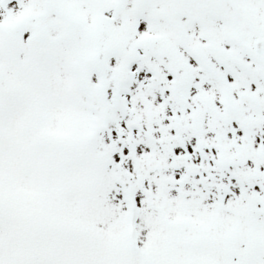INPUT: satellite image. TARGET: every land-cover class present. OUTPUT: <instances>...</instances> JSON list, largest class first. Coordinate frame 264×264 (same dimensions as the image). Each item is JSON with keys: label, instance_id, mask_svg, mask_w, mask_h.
<instances>
[{"label": "snow or ice", "instance_id": "1", "mask_svg": "<svg viewBox=\"0 0 264 264\" xmlns=\"http://www.w3.org/2000/svg\"><path fill=\"white\" fill-rule=\"evenodd\" d=\"M0 264H264V0H0Z\"/></svg>", "mask_w": 264, "mask_h": 264}]
</instances>
